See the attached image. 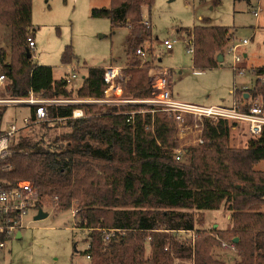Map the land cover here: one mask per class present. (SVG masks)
<instances>
[{
	"label": "trees",
	"instance_id": "obj_1",
	"mask_svg": "<svg viewBox=\"0 0 264 264\" xmlns=\"http://www.w3.org/2000/svg\"><path fill=\"white\" fill-rule=\"evenodd\" d=\"M153 1L110 0L108 8L91 11L112 28H127L121 67L130 75L126 94L131 100L151 97L150 61L141 64L135 51L152 35L143 9L149 11ZM31 11V0H0V32L6 33L8 46V54L0 48V72L10 83L6 96L24 98L31 88L41 98H102V67L88 68L74 91L64 80L55 81L50 67L31 64L26 42ZM186 35L193 45L192 67L203 71L220 66L217 58L233 36L220 26H196ZM71 62L66 47L61 63ZM253 74L247 95L264 105V68ZM133 109L85 106L84 117L71 120V107L49 108L51 119L64 122L31 125L20 132L10 147L12 157L0 165V183H32L35 212L53 207L58 214L75 207L72 228L85 234L88 264H227L212 257L222 244L236 252L232 264H264V171L254 169L264 161V127L237 149L228 144L233 123L205 121L203 143L185 148L176 161L172 119L161 112L136 114L127 124L125 114ZM222 205L230 213V230L214 229L217 238L202 237L193 213ZM189 233L196 239L180 235Z\"/></svg>",
	"mask_w": 264,
	"mask_h": 264
},
{
	"label": "rangeland",
	"instance_id": "obj_2",
	"mask_svg": "<svg viewBox=\"0 0 264 264\" xmlns=\"http://www.w3.org/2000/svg\"><path fill=\"white\" fill-rule=\"evenodd\" d=\"M109 5L110 0H31L30 34L35 43L31 64L50 67L55 81L70 78L66 87L74 91L81 86L88 68L121 67L129 43L127 28H112L109 20L91 16L93 9H105ZM255 10L258 11L257 17L253 15ZM143 19L152 28L151 37L141 44L145 50L153 49V60L150 59L148 65V83L150 85L154 71L151 66L158 63V70H169L172 96L177 102L201 107L229 106L233 90L251 89L255 80L253 70L264 68V0H154L149 11L143 9ZM196 26L226 27L233 35V42L223 48V62L219 67L204 71L192 67L191 55L186 53L185 44L189 40L186 30ZM163 40L177 42L172 50L166 51ZM237 40H248V45L238 48L235 53L245 64L241 65L246 68L242 76L231 70L232 55L227 51ZM66 47L72 53L71 64L77 67L74 72L67 67L70 65L61 63ZM0 48L8 54L5 32H0ZM72 74L76 76L73 79ZM125 96L123 98L129 99ZM6 111V119L12 118L16 123L29 115V109L24 106L10 107ZM200 124L193 119L185 129L174 124L173 138L177 141V148L189 147L197 136L200 137ZM250 138L244 125L229 129L231 148L245 147ZM254 169L264 171V161L256 164ZM53 210V207H44L42 211L47 217L39 221L33 220L36 212L29 211L24 228L19 231L20 238L16 239L14 235L5 239V247L0 250V264H88L83 254L88 248V243L83 241L85 234L72 228L75 207L58 214ZM193 214L196 229L202 232V237L217 238L212 232L214 229L225 231L229 226L231 228L223 205L218 210ZM180 235L196 239L194 233ZM144 240L146 244L150 241L148 238ZM226 247L221 245L213 249L212 257L232 264L238 256Z\"/></svg>",
	"mask_w": 264,
	"mask_h": 264
},
{
	"label": "built area",
	"instance_id": "obj_3",
	"mask_svg": "<svg viewBox=\"0 0 264 264\" xmlns=\"http://www.w3.org/2000/svg\"><path fill=\"white\" fill-rule=\"evenodd\" d=\"M253 15L257 17L258 11L255 10ZM146 23L144 21V24ZM26 42L28 47L33 50L35 47L33 38L29 36ZM176 42L177 40H163L162 46L166 51H170ZM247 44L248 40H239L236 44L227 48L228 53L232 55L230 68L238 76L244 75L246 68L241 67L242 59L235 53L238 48L245 47ZM185 46L186 53L192 55L193 45L191 40L186 41ZM135 54L141 59L142 64L150 61L149 53L142 46L136 49ZM67 67L73 72L77 70L74 65ZM151 67L154 70L150 78L151 97L147 100L123 98V96L126 97V83L129 81L130 75L127 74L126 68L119 66L108 65L102 67V81L105 89L103 97L100 99L41 98L31 88H29L27 96L24 98H9L6 94L10 89V83L7 77L0 72V165H3L12 157L13 151L10 147L20 132L25 131L31 125L64 122L65 119H51L49 117L48 109L57 106L71 107V115L69 116L71 120L83 118L85 106H131L134 109L125 114L127 124L133 123V117L136 114L153 115L155 112L166 114L179 129L188 127L192 119L197 120L201 123V129L198 131V135H201L200 137L197 136L189 147H197L203 143L202 131L203 122L205 121L216 123L220 119L227 120L234 124L232 128L244 125L246 133L251 137H257L261 134L264 127V105L260 98L248 97L244 101L243 96L247 94V89L239 92L236 89L233 90V100L229 107H201L180 103L173 99L169 72L164 68L163 71L158 70L160 68L156 65ZM75 77V74H72L71 78ZM64 81L69 84L70 78ZM20 106L29 109L28 117L22 118L19 123H16L12 118V120L6 119L8 108ZM30 110H32V114H30ZM185 148L187 147L181 146L174 150L176 161L181 160ZM36 197L37 192L29 181L19 180L12 184L0 183V237L3 238L0 241V250L5 247V239L14 235L16 237V234L24 228V220L29 211H32ZM222 247H226V245L222 244ZM230 249H232V246H230Z\"/></svg>",
	"mask_w": 264,
	"mask_h": 264
},
{
	"label": "water",
	"instance_id": "obj_4",
	"mask_svg": "<svg viewBox=\"0 0 264 264\" xmlns=\"http://www.w3.org/2000/svg\"><path fill=\"white\" fill-rule=\"evenodd\" d=\"M27 57L29 58V54H27ZM221 61H222V57L221 56H218L217 62L218 63H221ZM245 98H246V96H245ZM46 217H47V214L45 212H43L41 209H39L36 212V215L34 216L33 220L34 221H39V220H42V219H44ZM18 238H20V233H17L16 234V239H18ZM232 241H233V243H236L238 241V239L237 238H234Z\"/></svg>",
	"mask_w": 264,
	"mask_h": 264
},
{
	"label": "crops",
	"instance_id": "obj_5",
	"mask_svg": "<svg viewBox=\"0 0 264 264\" xmlns=\"http://www.w3.org/2000/svg\"><path fill=\"white\" fill-rule=\"evenodd\" d=\"M189 39V38H188ZM233 39H234V37H232V40L230 41V42H233ZM239 40H237L236 42H238ZM248 45V44H247ZM246 45V46H247ZM244 56V58L246 57V55H243ZM191 57H192V55H191ZM221 57H222V61H221V63L223 62V53H222V55H221ZM243 62V61H242ZM218 63V62H217ZM221 63H218L219 65H221ZM157 65H158V63H157ZM156 65V66H157ZM241 65H245L244 63H242ZM159 66V65H158ZM160 67V66H159ZM255 70V69H254ZM167 72H169V70H166ZM253 76H254V78L256 79V77H255V75L253 74ZM169 77H170V72H169ZM255 81V80H254ZM245 96H246V98H245ZM248 95L247 94H245L244 95V101L245 100H247L248 99ZM231 105V104H230ZM229 105V106H230ZM229 106H220V107H229ZM227 211V210H226ZM227 217H228V219L230 218V213L227 211ZM229 221V220H228ZM229 223H230V221H229ZM231 225V224H230ZM229 228H230V226H229ZM229 228L228 229H226L225 231H227V230H229Z\"/></svg>",
	"mask_w": 264,
	"mask_h": 264
}]
</instances>
